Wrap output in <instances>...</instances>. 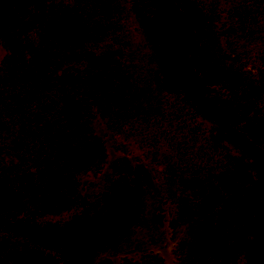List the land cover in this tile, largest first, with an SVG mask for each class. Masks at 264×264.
I'll return each mask as SVG.
<instances>
[{
  "label": "trees",
  "instance_id": "16d2710c",
  "mask_svg": "<svg viewBox=\"0 0 264 264\" xmlns=\"http://www.w3.org/2000/svg\"><path fill=\"white\" fill-rule=\"evenodd\" d=\"M0 45V264H114L165 241L97 120L160 168L175 264H264V0H0Z\"/></svg>",
  "mask_w": 264,
  "mask_h": 264
},
{
  "label": "rangeland",
  "instance_id": "374dc122",
  "mask_svg": "<svg viewBox=\"0 0 264 264\" xmlns=\"http://www.w3.org/2000/svg\"><path fill=\"white\" fill-rule=\"evenodd\" d=\"M218 21V27L221 29V32H224V28H222V26H224L225 21L222 15L220 16ZM223 45L227 54L232 60L234 55L230 51V47L228 43L225 42V39ZM4 54L5 51L0 45V61L3 58ZM245 71H249V69H246ZM249 72L252 73L251 71ZM94 129L96 134L105 142L104 145L107 149V163H110L117 156L126 155L131 161L136 174L148 187L151 188L154 194L158 197L160 203L159 219L166 235L165 241L155 248L148 250H129L119 254L109 255L108 258L114 264H119L124 258L137 260L145 256L146 254L153 253L161 257L165 264H175L178 244L180 239L182 238L184 229L182 227H175L173 225V219L176 213L175 211L177 210V203L176 201L167 198L165 195L160 168L146 159L142 154V151L136 144H134V142L124 141L118 136H113L100 120L94 122ZM91 178L92 177L90 175L85 180H83L82 187H84L87 181Z\"/></svg>",
  "mask_w": 264,
  "mask_h": 264
}]
</instances>
